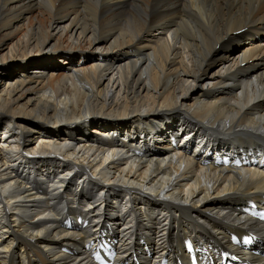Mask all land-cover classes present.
Segmentation results:
<instances>
[{
  "label": "bare ground",
  "instance_id": "6f19581e",
  "mask_svg": "<svg viewBox=\"0 0 264 264\" xmlns=\"http://www.w3.org/2000/svg\"><path fill=\"white\" fill-rule=\"evenodd\" d=\"M263 213L264 0H0V264H217Z\"/></svg>",
  "mask_w": 264,
  "mask_h": 264
}]
</instances>
